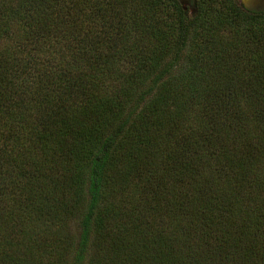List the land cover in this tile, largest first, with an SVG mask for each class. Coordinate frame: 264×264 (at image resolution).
Here are the masks:
<instances>
[{
	"label": "trees",
	"instance_id": "16d2710c",
	"mask_svg": "<svg viewBox=\"0 0 264 264\" xmlns=\"http://www.w3.org/2000/svg\"><path fill=\"white\" fill-rule=\"evenodd\" d=\"M196 3L0 0V264H264V12Z\"/></svg>",
	"mask_w": 264,
	"mask_h": 264
},
{
	"label": "water",
	"instance_id": "95a60500",
	"mask_svg": "<svg viewBox=\"0 0 264 264\" xmlns=\"http://www.w3.org/2000/svg\"><path fill=\"white\" fill-rule=\"evenodd\" d=\"M185 7H190L191 11L196 10V0H179ZM248 10L252 12H264V0H241L240 1Z\"/></svg>",
	"mask_w": 264,
	"mask_h": 264
},
{
	"label": "rangeland",
	"instance_id": "374dc122",
	"mask_svg": "<svg viewBox=\"0 0 264 264\" xmlns=\"http://www.w3.org/2000/svg\"><path fill=\"white\" fill-rule=\"evenodd\" d=\"M239 1H241V0H239ZM72 226H73V225H72ZM74 228H76V226H75V227H73V229H74ZM74 231L76 232V229H75Z\"/></svg>",
	"mask_w": 264,
	"mask_h": 264
},
{
	"label": "flooded vegetation",
	"instance_id": "af4514ba",
	"mask_svg": "<svg viewBox=\"0 0 264 264\" xmlns=\"http://www.w3.org/2000/svg\"><path fill=\"white\" fill-rule=\"evenodd\" d=\"M242 4V3H241ZM245 7V6H244Z\"/></svg>",
	"mask_w": 264,
	"mask_h": 264
}]
</instances>
